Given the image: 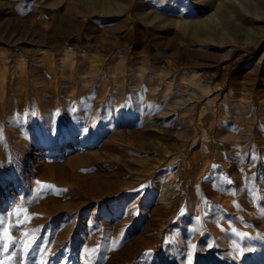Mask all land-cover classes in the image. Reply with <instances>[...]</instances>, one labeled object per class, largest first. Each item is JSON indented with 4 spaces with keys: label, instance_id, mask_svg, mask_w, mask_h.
Listing matches in <instances>:
<instances>
[{
    "label": "rangeland",
    "instance_id": "obj_1",
    "mask_svg": "<svg viewBox=\"0 0 264 264\" xmlns=\"http://www.w3.org/2000/svg\"><path fill=\"white\" fill-rule=\"evenodd\" d=\"M0 219V264H264V0H0Z\"/></svg>",
    "mask_w": 264,
    "mask_h": 264
},
{
    "label": "snow or ice",
    "instance_id": "obj_2",
    "mask_svg": "<svg viewBox=\"0 0 264 264\" xmlns=\"http://www.w3.org/2000/svg\"><path fill=\"white\" fill-rule=\"evenodd\" d=\"M145 186L144 185H142L141 187H140V189H138V190H136V191H138V193L139 192H142V190H143V188H144ZM14 215H15V213H14ZM26 221H20L18 224H16V225H13V227H19V224L20 223H25ZM4 227V225H3V220L2 219H0V228H3ZM8 244H4L3 245V247L5 248V250H7V248H8Z\"/></svg>",
    "mask_w": 264,
    "mask_h": 264
},
{
    "label": "bare ground",
    "instance_id": "obj_3",
    "mask_svg": "<svg viewBox=\"0 0 264 264\" xmlns=\"http://www.w3.org/2000/svg\"><path fill=\"white\" fill-rule=\"evenodd\" d=\"M250 39L249 38H245V39H241V40H236V39H232V41L229 43L230 46L232 45V42H241V43H246L248 42ZM257 40H255L254 42H256ZM229 50V49H228ZM195 80H197V78L195 77L194 78ZM195 88H198V84L197 83H194L193 85ZM238 99V98H237Z\"/></svg>",
    "mask_w": 264,
    "mask_h": 264
}]
</instances>
